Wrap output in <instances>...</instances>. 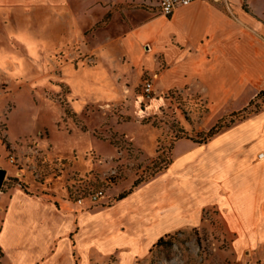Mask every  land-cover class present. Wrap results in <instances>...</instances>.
Listing matches in <instances>:
<instances>
[{
    "label": "rangeland",
    "instance_id": "rangeland-1",
    "mask_svg": "<svg viewBox=\"0 0 264 264\" xmlns=\"http://www.w3.org/2000/svg\"><path fill=\"white\" fill-rule=\"evenodd\" d=\"M1 3L0 169L7 175L0 222L16 190L58 206L83 200L95 208L111 206L137 180L145 182L133 192L164 181L171 195L177 181L191 200L222 182L213 170L241 133L264 130V55L257 66L252 60L259 50H248L244 69L235 38L228 40V27L212 18L208 32L221 68L193 74L179 68L183 56L170 60L153 43L142 44L141 63L131 57L141 37L132 38L129 49L130 31L163 16L155 0ZM251 6L264 13V0H251ZM242 8L251 13L247 0ZM166 24L161 19L149 28L152 41L177 35ZM262 36L256 46L264 53ZM224 76L231 79L229 90L218 87ZM147 81L153 84L149 94ZM216 125L230 127L198 144ZM100 191L107 200L92 205L89 197ZM163 239L134 264H264L257 251L232 246L215 204L200 209L195 224Z\"/></svg>",
    "mask_w": 264,
    "mask_h": 264
},
{
    "label": "crops",
    "instance_id": "crops-1",
    "mask_svg": "<svg viewBox=\"0 0 264 264\" xmlns=\"http://www.w3.org/2000/svg\"><path fill=\"white\" fill-rule=\"evenodd\" d=\"M28 1L32 2L0 0L5 6H18ZM215 1L197 0L189 6L176 8L170 16H160L131 30L127 36L129 49L132 38L141 37L138 52L130 51L133 60L136 62L138 55L141 58L138 63H141L142 44L153 43L155 51L170 60L183 56L178 62L182 71L217 73L222 58L213 53L216 40L208 32L212 18L228 27L224 33L228 40L235 38L234 50L244 63V69L249 63L247 52L253 48L259 50L260 56L252 63L259 66L264 53L256 44L263 38L264 13L257 14L251 0H247L251 13L242 8L244 0ZM155 7L160 12L159 0H155ZM161 19L166 21L169 29L174 27L177 35L161 36L154 42L149 28ZM209 55L212 59L206 64ZM230 82L231 79L226 77L218 87L229 90ZM222 139H226L225 135ZM226 153L222 164L213 170L222 182L212 183L191 200H185L183 188L177 181L173 195L168 193L164 181L158 185L147 183L124 199H117L111 206L95 208L67 202L58 206L16 190L0 222V251L4 262L134 264L166 235L195 224L200 209L211 204L219 207L232 246L240 252L257 251L260 258L261 255L264 257V158H258L259 153H264V130L241 133L238 144L229 146ZM178 165L179 162L174 164L168 174ZM217 191L222 194H216ZM105 200L107 197L97 204Z\"/></svg>",
    "mask_w": 264,
    "mask_h": 264
},
{
    "label": "built area",
    "instance_id": "built-area-1",
    "mask_svg": "<svg viewBox=\"0 0 264 264\" xmlns=\"http://www.w3.org/2000/svg\"><path fill=\"white\" fill-rule=\"evenodd\" d=\"M195 1H197V0H159L160 13L166 17L170 16L176 10V8L189 6L190 4L194 3ZM152 86H153L152 82L147 81L144 85V89H143L144 92L146 94L151 93ZM258 158L263 159L264 153H259ZM104 199H106V195L102 191H100V192H97L95 194H92L88 200L91 204L94 205V204H97ZM82 203H83V200H79L77 202V204H82Z\"/></svg>",
    "mask_w": 264,
    "mask_h": 264
},
{
    "label": "trees",
    "instance_id": "trees-1",
    "mask_svg": "<svg viewBox=\"0 0 264 264\" xmlns=\"http://www.w3.org/2000/svg\"><path fill=\"white\" fill-rule=\"evenodd\" d=\"M262 93V92H261ZM229 128L230 126H223V125H216L214 126L212 129L209 130V132L207 134H205L204 138L201 139L200 141H198V144H206L209 140H211L212 138H214L217 134H219L224 128ZM160 171V170H159ZM143 182H145V180H137L132 189H130L128 192L122 194L119 196L118 200H122L125 197H127L129 194H131L133 192V189L137 188L140 184H142ZM164 242V239H160L158 241V243L156 244L157 246L161 245Z\"/></svg>",
    "mask_w": 264,
    "mask_h": 264
},
{
    "label": "water",
    "instance_id": "water-1",
    "mask_svg": "<svg viewBox=\"0 0 264 264\" xmlns=\"http://www.w3.org/2000/svg\"><path fill=\"white\" fill-rule=\"evenodd\" d=\"M6 175H7V172L5 170L0 169V191H1L2 186L4 184Z\"/></svg>",
    "mask_w": 264,
    "mask_h": 264
}]
</instances>
